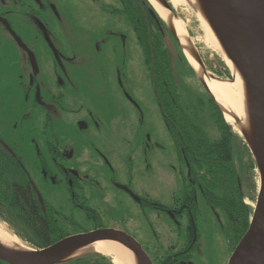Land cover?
I'll list each match as a JSON object with an SVG mask.
<instances>
[{"label":"flooded vegetation","instance_id":"flooded-vegetation-1","mask_svg":"<svg viewBox=\"0 0 264 264\" xmlns=\"http://www.w3.org/2000/svg\"><path fill=\"white\" fill-rule=\"evenodd\" d=\"M129 68L145 73L148 97ZM193 73L212 106L148 0H0V230L31 250L121 232L153 264H222L202 255L207 238L232 256L255 212L256 165L230 124L215 132L199 125L204 101L193 99ZM150 108L169 134L183 183L171 205L144 186L152 175L142 167L159 148L157 134L140 128ZM161 217L166 235L156 229ZM143 230L153 254L137 237ZM64 264L114 262L93 250Z\"/></svg>","mask_w":264,"mask_h":264},{"label":"water","instance_id":"water-1","mask_svg":"<svg viewBox=\"0 0 264 264\" xmlns=\"http://www.w3.org/2000/svg\"><path fill=\"white\" fill-rule=\"evenodd\" d=\"M155 2L171 13L172 20L166 22L167 26L185 54V47L179 41L173 25V20L177 19L173 10L175 6L170 0ZM197 2L226 58L243 79L250 126H241L238 133L248 146L259 175V191L253 219L228 264H264V0H197ZM187 5L197 14V8L189 3ZM189 44L186 50L199 65L200 72L194 71L200 83L218 105L224 119L227 121L226 117L229 116L235 121V127L237 124L240 125L239 118L222 108L216 101L205 82V75L209 72L190 40ZM211 76L213 79L226 80ZM100 242L121 245L131 253L134 264H153L133 238L115 231L78 235L43 250H31L21 246L10 248L0 242V260L8 264H64L93 250L97 251L95 245Z\"/></svg>","mask_w":264,"mask_h":264},{"label":"rangeland","instance_id":"rangeland-1","mask_svg":"<svg viewBox=\"0 0 264 264\" xmlns=\"http://www.w3.org/2000/svg\"><path fill=\"white\" fill-rule=\"evenodd\" d=\"M153 7V6H152ZM178 11V15L181 17V20H179V30L183 34V39L188 44L189 40L191 41L192 45L199 49V51L202 53V56L204 57V60L206 62V66L208 69L209 74L214 75L212 71L220 72L216 74L217 78L224 79L222 77L226 76L227 72L229 71V68L227 67L225 61L223 60L222 56L217 52L215 49H212L210 47H207L205 43L207 26L205 23L200 19L199 14L192 9V7L188 5H182L181 7H176ZM189 37V38H188ZM167 48L169 49V52L171 54V57L177 59L176 53H178L177 47L175 46L173 39L168 38L167 39ZM216 51V52H215ZM186 55V54H185ZM224 61V62H223ZM189 63V61H188ZM191 66V64L189 63ZM135 67V65H133ZM192 67V66H191ZM193 68V67H192ZM128 76L131 78H141L142 80V86H139L136 84L137 88H140L143 91H138L139 94L142 93V96H147V92L145 91V73L141 72L140 70H136L133 68L128 69ZM231 75V73H230ZM195 77H190L189 85L192 90L193 99L195 100V96L198 95L199 99H202L204 102L201 101V109L199 110L198 114L200 116V119H198L196 110H195V117L199 120V125L203 124L205 128H208L210 131L215 132L214 128L217 127L216 125L221 124L223 126V122H221V117L216 110V108L209 104L208 96L202 89L200 85L197 84L198 81H194ZM231 78H228L226 80H230ZM133 90V88H132ZM148 97V96H147ZM152 108L148 111V117L146 118V121L140 128L144 131H148L149 133H156L159 138H157L155 141L158 143L159 148L156 156L154 158L149 159L142 167L143 175L146 177L147 175H152L151 182L147 181V179H144V186L150 187L145 188L148 192L151 193L153 199H158L161 203L165 205H171L172 204V196L174 193L176 195L180 196L179 193L183 187L182 180L178 176L175 170L178 171V160L174 154H171L170 151V139L169 134L165 129V126L163 124V121L161 119V116L157 118V115L151 111ZM223 115V114H222ZM224 117V116H223ZM214 121H217L214 123ZM196 122V121H195ZM228 122L229 121H226ZM131 123L128 124V132H134V127H131ZM233 129L236 131L235 123H229ZM202 126V125H201ZM214 130V131H213ZM237 132V131H236ZM216 134V133H215ZM221 136V135H220ZM250 176L252 178L251 184L254 179H256V197H258V191H259V175L256 170L255 166V175L253 171L250 173ZM253 187V184H252ZM252 190V188H251ZM159 223L163 226L158 225L156 229L160 233H164L165 235L168 233L167 225L164 217H161L159 219ZM144 225H147L146 222ZM165 226V227H164ZM166 228V230L164 229ZM140 242L143 244L144 248L150 251L152 253L153 244H150V242L153 243L152 240L147 239L148 236L145 233V230L140 232L137 235ZM212 238L215 237L214 234L211 235ZM210 237V238H211ZM216 240V239H215ZM221 244L217 245H209L208 238L205 241L204 250L202 251V255H215L218 259V257L222 260V264H228L231 251L225 250L224 246H221ZM153 254V253H152ZM108 256V255H107Z\"/></svg>","mask_w":264,"mask_h":264},{"label":"bare ground","instance_id":"bare-ground-1","mask_svg":"<svg viewBox=\"0 0 264 264\" xmlns=\"http://www.w3.org/2000/svg\"><path fill=\"white\" fill-rule=\"evenodd\" d=\"M152 6L157 10L159 16L166 22L172 20L171 13L161 7L155 0H150ZM172 5L175 7H181L182 5L191 4L193 7L197 8V13L199 14L200 19L207 26L205 43L207 47L215 49L222 56L226 65L230 69L232 80H219L213 79L211 74L205 75V82L207 83L211 93L215 97L218 104L224 108L225 110L234 114L237 118H239L240 125L237 124L236 130H241V126L249 127V115L247 112V102H246V93L245 86L242 77L238 73V71L234 68L232 63L226 58L225 53L222 50L219 41L217 40L213 30L208 24L207 20L202 15L199 7L197 6V0H170ZM179 20L174 19L173 25L177 32V36L181 44L185 47V54L191 66L194 68L196 72H200L199 65L195 62V60L189 55V52L186 50L190 44L186 43L183 39V34L179 30ZM215 51V52H216ZM223 61V62H224ZM227 121L229 123H234L235 121L227 116ZM4 228V227H3ZM4 232V231H3ZM0 230V242L8 246L10 248L19 247L13 240L7 236ZM97 251L99 253H104L112 258L114 264H134L133 257L131 253L123 248L121 245L116 244L114 242H100L95 245Z\"/></svg>","mask_w":264,"mask_h":264},{"label":"trees","instance_id":"trees-1","mask_svg":"<svg viewBox=\"0 0 264 264\" xmlns=\"http://www.w3.org/2000/svg\"><path fill=\"white\" fill-rule=\"evenodd\" d=\"M191 75H192L193 77H196V75H195L194 73L191 74ZM226 76H227V77H225V76L222 75V77H223L224 79L231 78L230 72H227V73H226ZM196 80H197V79H196ZM230 80H231V79H230ZM210 102H212V105L216 108V110L218 111L219 115L222 116V114H221L222 112L220 111L218 105L215 103V101H214L212 98L210 99ZM222 117H223V116H222ZM222 122H223V125L228 126L224 120H223ZM101 254L106 255V254H104V253H101ZM106 256H107V255H106Z\"/></svg>","mask_w":264,"mask_h":264}]
</instances>
